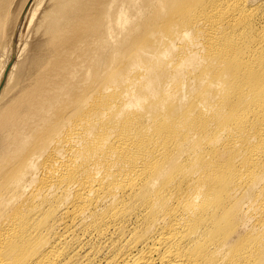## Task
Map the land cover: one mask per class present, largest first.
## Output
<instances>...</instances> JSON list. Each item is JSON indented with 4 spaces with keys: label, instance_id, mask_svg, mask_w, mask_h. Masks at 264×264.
Returning <instances> with one entry per match:
<instances>
[{
    "label": "bare ground",
    "instance_id": "obj_1",
    "mask_svg": "<svg viewBox=\"0 0 264 264\" xmlns=\"http://www.w3.org/2000/svg\"><path fill=\"white\" fill-rule=\"evenodd\" d=\"M57 1L0 90V264H264L261 6Z\"/></svg>",
    "mask_w": 264,
    "mask_h": 264
},
{
    "label": "rangeland",
    "instance_id": "obj_2",
    "mask_svg": "<svg viewBox=\"0 0 264 264\" xmlns=\"http://www.w3.org/2000/svg\"><path fill=\"white\" fill-rule=\"evenodd\" d=\"M26 1L25 0H9L8 10L4 14L2 22H1V27H0V87H2V88H3V85L5 86V84H6L7 75L10 72L9 69H11L14 66V64H16L17 62L21 61L26 56H28V52L32 49L31 45H33V42L35 41L34 43L36 44L39 41L38 39H37L38 41L35 39V38H38L37 36L40 35L39 39H41L43 37L42 36L43 33L38 34L39 33L38 29H39L40 33L43 32L44 29H40L37 26V24L35 23V21L38 22L37 16H41V14H42L41 12L45 10V8H43V7L45 5H47L48 2H49V4H51V2L53 4L58 2L57 0H54L56 2H54L53 0L52 1L42 0L41 7H39L40 10H38V12L35 16V19H34L35 21L33 20L30 23L29 22L30 17L28 18V16H29L28 13L31 11L30 9L32 7V1L30 2V0H28L27 3H25V5H24V2H26ZM63 1H66V0H63ZM69 1H71V0H69ZM178 1H179V3L177 4L176 11L181 12V15L183 17H191L192 14L188 12V10L190 8L197 7V6H202L203 8L209 7V6L213 5L214 3H216L218 0H178ZM247 1H248L249 5L253 8L258 6V9H259V6H261L259 11H260V14L262 13L261 15L263 16L264 0H247ZM28 7H29V10H28ZM48 7H50V5L47 6V8ZM24 12H27V14ZM25 16H27V17L25 18ZM149 17H150V15H149ZM39 18H41V17H39ZM143 18H144L143 20L142 19L140 20L141 22L144 20L148 21L147 19H149V18H147V15L144 16ZM165 19H168V18H164L163 20L165 21ZM163 20H161V22H163ZM169 22H170V20L168 19V21L164 22V24L168 25L167 23H169ZM34 23L36 25H34ZM39 25L41 26V24H39ZM161 25L163 27V24H161ZM164 28H165V25H164ZM33 30H34V32H33ZM36 30H37V32H35ZM35 33H37V34H35ZM140 35L134 37V39L136 38V40H137V38L138 39L140 38L141 40H144L147 38V36H146V38L142 39V37L145 35H143V34H142V36H140ZM137 41H140V40H137ZM14 43H15V45H14ZM179 44H181V43L179 42ZM17 79L15 78V81H17ZM16 83H18V81ZM16 83L13 81V83L11 84L12 87L14 86L13 87L14 89H11L12 90L11 93L13 92L11 94V97L14 96L15 94H17L19 91L18 85ZM13 84H15V85H13ZM19 85L20 86L22 85L21 82H19ZM16 86H17V88H16ZM16 90H18V91L16 92ZM0 158H1L0 163L4 162L2 160H4L5 158L2 159L1 156H0ZM2 165H3V163H2ZM2 165L0 164V166H2ZM0 169H1V167H0ZM93 242L95 243V245L93 244ZM93 242L88 243L85 246V250L86 251L91 250L92 252L96 253L98 260H100V258H101V260H105V258L110 257L113 254L115 255L117 253V251L119 250V248L122 247V243L120 241L111 242V244H110L108 242L100 243L101 241L96 239L95 241L93 240ZM124 246L122 247V249L124 248ZM91 247H92V249H91Z\"/></svg>",
    "mask_w": 264,
    "mask_h": 264
},
{
    "label": "water",
    "instance_id": "obj_3",
    "mask_svg": "<svg viewBox=\"0 0 264 264\" xmlns=\"http://www.w3.org/2000/svg\"><path fill=\"white\" fill-rule=\"evenodd\" d=\"M14 45H15V43H14ZM2 87H0V89H1Z\"/></svg>",
    "mask_w": 264,
    "mask_h": 264
}]
</instances>
